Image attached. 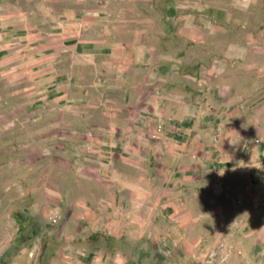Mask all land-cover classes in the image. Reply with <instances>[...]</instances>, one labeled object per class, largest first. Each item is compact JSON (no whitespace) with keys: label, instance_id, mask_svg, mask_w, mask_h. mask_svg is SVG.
I'll list each match as a JSON object with an SVG mask.
<instances>
[{"label":"rangeland","instance_id":"1","mask_svg":"<svg viewBox=\"0 0 264 264\" xmlns=\"http://www.w3.org/2000/svg\"><path fill=\"white\" fill-rule=\"evenodd\" d=\"M106 36L152 52L154 97L199 96L214 134L259 143L264 0H0V264H225L191 223L182 236L193 185L175 179L168 207L157 154L119 180L104 165L118 147L99 140V81L81 54L100 57ZM166 127L147 133L156 143Z\"/></svg>","mask_w":264,"mask_h":264},{"label":"crops","instance_id":"2","mask_svg":"<svg viewBox=\"0 0 264 264\" xmlns=\"http://www.w3.org/2000/svg\"><path fill=\"white\" fill-rule=\"evenodd\" d=\"M102 39L96 44L104 50L99 58L92 53L81 56L99 81L95 87L101 112L99 140L118 147L111 163L104 165L119 180L118 168L136 169L141 154H157L155 167L164 196L170 199L168 207L174 205L169 190L175 179L193 185L192 199L181 204L189 211L177 219L182 236L190 237L191 223L193 236L210 237L215 256L223 252L225 264H264V131L259 128L257 144L234 127L215 135L206 100L199 96L185 100L177 90L167 102L154 97L156 89L161 91L150 86L155 76L150 50L139 51L136 41L133 52H125L107 36ZM106 97H112V103ZM159 118L167 127L155 143L147 132ZM191 246L187 242L185 247L189 251Z\"/></svg>","mask_w":264,"mask_h":264},{"label":"clouds","instance_id":"3","mask_svg":"<svg viewBox=\"0 0 264 264\" xmlns=\"http://www.w3.org/2000/svg\"><path fill=\"white\" fill-rule=\"evenodd\" d=\"M114 260L115 264H122V259L119 256L115 257Z\"/></svg>","mask_w":264,"mask_h":264},{"label":"built area","instance_id":"4","mask_svg":"<svg viewBox=\"0 0 264 264\" xmlns=\"http://www.w3.org/2000/svg\"><path fill=\"white\" fill-rule=\"evenodd\" d=\"M257 142H259V140H257ZM90 147H91V146H88V150H90Z\"/></svg>","mask_w":264,"mask_h":264}]
</instances>
